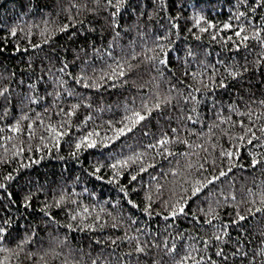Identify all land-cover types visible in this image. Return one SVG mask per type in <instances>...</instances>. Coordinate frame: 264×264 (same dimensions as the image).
<instances>
[{
  "label": "trees",
  "instance_id": "16d2710c",
  "mask_svg": "<svg viewBox=\"0 0 264 264\" xmlns=\"http://www.w3.org/2000/svg\"><path fill=\"white\" fill-rule=\"evenodd\" d=\"M0 92V264H264V0H0Z\"/></svg>",
  "mask_w": 264,
  "mask_h": 264
},
{
  "label": "snow or ice",
  "instance_id": "6c2138e0",
  "mask_svg": "<svg viewBox=\"0 0 264 264\" xmlns=\"http://www.w3.org/2000/svg\"><path fill=\"white\" fill-rule=\"evenodd\" d=\"M108 3L111 4V3H112V0H108ZM117 12H119V8H117ZM113 15H115V13H114ZM197 23H199V21H198ZM224 27H225V28H229L230 25L225 24ZM202 31H203V29H202ZM242 31H243V30H241V31H237V32L235 33V35H236L237 37H241V35H242ZM256 35H257V37H259V33H257ZM242 39L246 41V40L249 39V37H248V36H243ZM161 63H165V61H161ZM123 74H124V73L121 71L120 75H123ZM232 75H233V77H236V76L238 75V73L233 72ZM0 95H3V93L0 92ZM262 103H264V101H262ZM156 107L159 108V104H157ZM133 118H134V119H133ZM145 118H146L145 116H143V115H141L140 113L137 112V113H133V117H129L128 119H129V120H132V125H133V127H134L136 124L140 123V122H141L142 120H144ZM13 130L15 131L16 129H13ZM131 130H132L131 128H128V129H127V131H131ZM173 131H175V130H173ZM249 131H250V130H249ZM124 132H125V129H119L118 132H117V138H118L119 135H123ZM92 135H93V133H89V134H88V137H85L81 143H87V146H88V147H94V146H95V142H94V141H93V142H88V138L91 137ZM168 142H169V141H168L167 139H162V140L158 141V144L162 146V145L167 144ZM81 143H78V144L76 145L77 149H79V148L81 147ZM222 155L231 156L232 153H231V152H228V153H222ZM253 163H256V161H253ZM112 167L115 168L116 165H113ZM143 170H144V169H142V171H143ZM220 175L223 176V175H225V173H224V172H221ZM6 179H11V177H7ZM132 179L135 180L136 177L133 176ZM209 183H211V181H209ZM2 187H4V186H3V185H0V188H2ZM199 190H200L199 188L196 189L197 192H198ZM194 194H195V193H194ZM25 206H27V204H26ZM183 211H184L183 207H180L179 209L174 210V211L171 213V215H172V216H176L177 214L183 213ZM73 219H75V217H73ZM240 219L242 220V219H244V217H240ZM0 231H2V230H0ZM137 251H143V249H142V248H137ZM218 255H219V253H218ZM93 264H96V261H94Z\"/></svg>",
  "mask_w": 264,
  "mask_h": 264
}]
</instances>
